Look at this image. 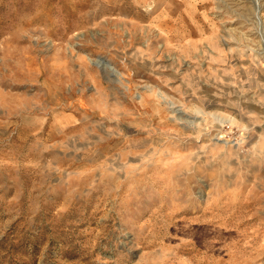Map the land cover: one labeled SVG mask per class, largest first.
<instances>
[{"label":"rangeland","instance_id":"374dc122","mask_svg":"<svg viewBox=\"0 0 264 264\" xmlns=\"http://www.w3.org/2000/svg\"><path fill=\"white\" fill-rule=\"evenodd\" d=\"M0 264H264V0H0Z\"/></svg>","mask_w":264,"mask_h":264}]
</instances>
